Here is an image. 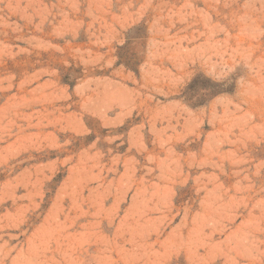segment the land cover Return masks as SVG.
<instances>
[{
    "label": "rangeland",
    "instance_id": "1",
    "mask_svg": "<svg viewBox=\"0 0 264 264\" xmlns=\"http://www.w3.org/2000/svg\"><path fill=\"white\" fill-rule=\"evenodd\" d=\"M0 264H264V0H0Z\"/></svg>",
    "mask_w": 264,
    "mask_h": 264
},
{
    "label": "clouds",
    "instance_id": "2",
    "mask_svg": "<svg viewBox=\"0 0 264 264\" xmlns=\"http://www.w3.org/2000/svg\"><path fill=\"white\" fill-rule=\"evenodd\" d=\"M224 72L227 74V73H230V69L229 68H227V67H225L224 68ZM226 77H221L220 79L222 80V79H225Z\"/></svg>",
    "mask_w": 264,
    "mask_h": 264
},
{
    "label": "bare ground",
    "instance_id": "3",
    "mask_svg": "<svg viewBox=\"0 0 264 264\" xmlns=\"http://www.w3.org/2000/svg\"><path fill=\"white\" fill-rule=\"evenodd\" d=\"M26 256V255H25ZM25 262V261H24ZM28 263V262H27Z\"/></svg>",
    "mask_w": 264,
    "mask_h": 264
}]
</instances>
